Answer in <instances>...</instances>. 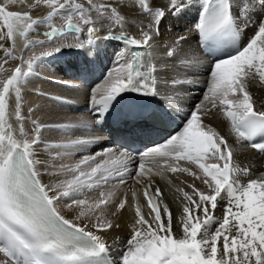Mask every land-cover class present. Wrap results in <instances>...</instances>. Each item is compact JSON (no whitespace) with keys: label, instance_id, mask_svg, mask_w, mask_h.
Here are the masks:
<instances>
[{"label":"snow or ice","instance_id":"snow-or-ice-1","mask_svg":"<svg viewBox=\"0 0 264 264\" xmlns=\"http://www.w3.org/2000/svg\"><path fill=\"white\" fill-rule=\"evenodd\" d=\"M125 8L134 9L135 17ZM40 9L46 15L37 14ZM193 10L189 31L198 34L213 60L206 92L184 116L181 130L163 144L136 150L135 169L130 152L110 148L59 167L41 159L45 151L62 159L100 139L49 144L42 132L51 126L31 119L29 127L24 89L41 60L86 50L92 65L107 55L104 42H121L113 67L90 94L97 119L54 127L103 125L136 94L143 102L129 108L125 123L144 130L171 115L168 104L163 112H148L147 101L167 97L171 103L185 83L194 82L188 77L201 60L183 47L188 36L161 40L162 25L170 32L172 21ZM37 47L44 50L37 53ZM10 62L18 63L8 67ZM169 62L178 70L170 72ZM253 85L264 88V0H0V264H264V171L255 175L254 166L240 159L244 147L264 155V103L257 107ZM217 111L228 121L235 147L207 122ZM46 166L56 167L52 175H69L45 184L39 169ZM168 173L186 174L206 189L187 181L174 187L181 200L176 217L153 179L173 186ZM129 179L144 186L146 205L135 190L131 204L127 192L118 198ZM93 191L98 195L89 198ZM62 200L77 210L74 219L61 214ZM126 207L134 216L129 238L118 247L119 239L110 242L106 234L120 228L114 218Z\"/></svg>","mask_w":264,"mask_h":264},{"label":"bare ground","instance_id":"bare-ground-1","mask_svg":"<svg viewBox=\"0 0 264 264\" xmlns=\"http://www.w3.org/2000/svg\"><path fill=\"white\" fill-rule=\"evenodd\" d=\"M158 2L163 3L164 0H158ZM46 11H47L46 9H40L37 11V14L46 15ZM124 11L130 19L135 17L134 9L125 8ZM195 16H196V12H195V10H193L185 18H183L179 21H172L174 26H173V30L170 32L166 31L164 29V26L162 25V32H163V35L161 37L162 42L171 43L177 35H186V36H188V40L183 43V47L186 50L194 51L196 53V55H198L200 60H201L200 66H198L197 68L191 69V71L194 72L195 75H191L188 77L189 80L194 81V82L190 83V84L185 83L182 86V90L179 92L178 98L176 100L169 103L167 97H165L163 99H154L155 101H157V103L161 107H164L165 104H168L167 110H169L171 113H173L175 115L176 114L186 115L188 113L189 109H191V107H192L191 104L193 103V101H195L197 99V97H199L202 93V92L198 91L197 89L203 88L205 86L204 82L208 79V69L211 66V61L201 52V50L199 48V45L197 42V33L189 31V29L195 23V20H194ZM129 28H130V31H132L133 33L136 32L135 26L130 25ZM183 30H185V31H183ZM70 42L74 43L75 41L73 40ZM20 43L21 42L18 41V45ZM106 43H107V46H105V48H106L107 56L111 55V51L115 48V46L116 47L121 46V48L123 47L121 42L106 41ZM47 47L50 49L51 47H53V45H48ZM43 50H44V48H41V47L36 48L37 53H39ZM65 51L76 55L77 58H76V61L74 63V66L76 68L80 67L81 69H84V70L89 69L88 71H85V74H84L85 79H87L89 81H91V80L95 81L94 80L95 75L97 73L101 72V67L98 64V62L101 59L99 61H97L95 64L89 65L86 63V50L81 51V50L73 49V50H65ZM65 54L67 55L68 53L65 52ZM160 55H161V57L163 56L162 50H160ZM57 56H58V58H62L61 59V61H62L63 57L65 55L62 57V54L60 53ZM107 56H106V58H107ZM73 57H75V56H73ZM65 59H67V58H64V61H65ZM66 61H68V60H66ZM16 63H18V62H10V64H13V66H15ZM69 63H70V61H69ZM169 63H170V69H169L170 72H174V71L178 70V69H173L171 67V62H169ZM71 65L72 64H69V65H66L64 67V64H63V67L66 71H68V70L73 71V67ZM42 66H43V64H42ZM8 67H11V66H8ZM49 69L45 68V70H46L45 74H47V72H48L47 70H49ZM108 70H106V72ZM181 78H183V77L181 76ZM67 87H69V86H67ZM69 89H71V90L67 91L65 89V87H57L56 85L40 81L37 78L29 79V81H28V83L24 89V108H23L24 114L26 116L30 117V119L28 121V125L30 127V120L31 119H39V121L41 123H44L46 125L51 126V127L45 128V130L42 132V139H44V140H49L51 138H57V139L60 138V139L64 140L66 137H68L69 139H75V138L80 137V136L82 138H89V139L94 138V137H100L99 140H95L92 144H89L88 146L79 149V151L85 152L86 155H95V154L101 153L102 151L106 150L105 149L106 147L105 148L103 147L101 150H98V151L93 150V148L98 149V145L103 144V140H104L105 136H103L93 126L90 128L81 127V128L73 129V130H62V129H58V128L54 127L55 125L62 124V123L81 124L83 122L93 121V118L89 112L82 111L83 107L87 106V104H85V101L88 100V98H89V92L87 91L88 88H85L82 86V87H78V88L72 87ZM193 89H195V90H193ZM164 91L168 92L170 95L172 94L171 88L165 89ZM252 92L254 94V99L257 101V107H259L261 103H264V88H259L255 85H253L252 86ZM52 97L58 98V100L53 99ZM200 99H202V98L200 97ZM64 100L70 101V103H66V102H64ZM83 104H85V105H83ZM30 108H34L35 111L28 113V110ZM207 122L211 123L222 135H224L229 140L230 144H233L234 147L236 146L235 145V137L231 133L230 125H229L228 121L226 120V118L222 115V113H220L219 111L214 112L212 114L210 120H208ZM56 151H57L56 149H53V150H51V153L53 154ZM60 151H63V150H60ZM72 155L73 154L66 156L67 158L65 156L64 157L66 159H68V158L72 157ZM41 158H44V159L48 158V152L45 151L43 153V155L41 156ZM65 158H64V160H65ZM240 159L244 164L250 163L251 165L254 166L253 171H254L255 175H259L261 171H264V155H261L256 150L252 149L251 147H244L240 151ZM60 161H61V159H60ZM62 162H63V159H62ZM186 166L191 167L193 165L186 164ZM192 169H193V167H192ZM41 170H42V168L39 169V171L41 172L42 182L45 184H48L47 181H45L46 179L43 176ZM54 170H56V168H54ZM194 171H198V170H196V168H195ZM60 175H61V177H58V178H61L60 180H63L69 174L61 173ZM167 175L172 178L173 186H169L166 181L161 180L159 177H156L154 180L156 181V184H158L161 187V191L164 194V203H167L169 205V208L173 212V216L176 217L177 215H179V213L181 211V200L179 198V194L175 192L174 187H177V186L185 187V185L180 183L181 181H187V183H195V185L201 189H205V186L199 180L193 181V179L191 177L187 176L186 174L178 173L175 176H172V174L168 173ZM121 186L119 187V190L117 192V196H119V197H120V193L122 191ZM143 187L144 186L142 185L141 189H143ZM105 190H108V189H105ZM186 190H188V189H186ZM142 193H140V195H138V196L140 199V203L143 206V205H146V201H145L144 197L142 196ZM87 195L89 196V198H95L98 195V192L93 191V192L87 193ZM128 197H129V204H131L132 195L128 194ZM57 207L60 210L62 215H64L68 219H72L71 213L69 214V213L65 212V210H63L61 208L60 202L58 203ZM144 211L147 212L146 207H144ZM111 212L112 211H110V213ZM216 215L217 216L222 215V208L219 206L216 210ZM109 216H111V215H109ZM133 216H134V212H133L132 208L126 207V209L122 213H120L118 217L114 218V221L116 223L120 224V228H118V229L113 228L112 230H110L106 234V238L109 239L110 242L113 238H118L120 241V245H118V247L123 246L124 241H126L130 236V225L133 221ZM113 256L116 257V250L115 249L113 250Z\"/></svg>","mask_w":264,"mask_h":264},{"label":"rangeland","instance_id":"rangeland-1","mask_svg":"<svg viewBox=\"0 0 264 264\" xmlns=\"http://www.w3.org/2000/svg\"><path fill=\"white\" fill-rule=\"evenodd\" d=\"M42 30V29H41ZM183 31H185V30H183ZM82 39L84 38L83 36L81 37ZM117 47H115L112 51L114 52V50L116 49ZM64 52H66V53H68L67 55L66 54H63V60L61 61V59L62 58H58V54H53L52 56H50V57H45L43 60H41L39 63H38V65L41 67H39L38 65H37V69H36V72H35V74L30 78V79H32V78H37V79H39L40 81H43V82H47V83H50V84H53V85H56L57 87H65V89L68 91H70L71 89H69V88H72V87H74V88H78V87H82L81 85V83L79 82V81H77V79H70V78H68V77H66L65 75H64V72H63V64H64V66L65 65H67V64H72V63H74V61H75V58H76V55L75 54H71L70 52H67V51H64ZM71 54V55H70ZM68 56V57H67ZM73 56H75V57H72ZM57 60H56V59ZM64 58H67V59H65V61H64ZM54 59V60H53ZM60 59V60H59ZM52 60V61H51ZM66 60H68V61H66ZM44 61V62H43ZM56 61V62H55ZM59 61H60V63H59ZM64 61V62H63ZM69 61H70V63H69ZM43 62V63H42ZM47 62V63H46ZM51 64H50V63ZM58 62V63H57ZM63 62V63H62ZM46 65H45V64ZM41 64V65H40ZM42 64H43V66H42ZM48 65V66H47ZM8 66H11V67H14L13 66V64H9ZM60 66H61V68H60ZM44 69H43V68ZM45 68H47V69H49V70H47L48 72H47V74H45L46 73V70H45ZM112 68V67H111ZM111 68H108V69H111ZM40 69V70H39ZM108 69H106V70H108ZM43 71V72H42ZM42 73V74H41ZM43 76V77H42ZM46 77V78H45ZM85 81H87V79H85ZM102 82V81H101ZM62 83V84H61ZM205 83V86L203 87V88H198L197 90L198 91H200V92H202L201 93V95L203 96V94L206 92V83H207V80L204 82ZM100 84V83H99ZM74 85V86H73ZM67 86H69V87H67ZM96 87V86H95ZM95 87H88V92H89V98H88V100H86L85 101V104H87V106H88V103L87 102H89V100H90V94H91V91H92V89L93 88H95ZM202 89V90H201ZM193 90H195V89H193ZM204 92V93H203ZM199 96V97H197V99L195 100V101H193V103L191 104V109L193 108V106L194 105H196V104H198L199 102H200V97L202 98V96ZM44 97V96H43ZM53 99H56V100H58V98H55V97H52ZM49 99V98H48ZM64 102H66V103H70V101H66V100H64ZM85 104H83V105H85ZM82 105V106H83ZM87 106H84L83 107V109H82V111H84V112H87L86 110H85V108L87 107ZM190 110V109H189ZM28 113H30L29 111H28ZM81 137V136H80ZM54 139V140H53ZM60 139V138H59ZM69 138L68 137H66L64 140L63 139H60V140H63V141H67ZM43 141H46V140H44V139H42ZM49 140H53V141H56V140H58V139H56V138H51V139H49ZM49 140H47V141H49ZM106 146H104V148H105ZM105 149H107V147L105 148ZM93 150H95V151H98V150H100V149H95V148H93ZM81 151H77L75 154H73L72 155V157H70V158H68V159H66L65 157H63L62 159H63V162H62V159H61V161H60V159L58 160V159H55V160H53V159H51V158H49L48 157V163H49V165H55L56 167H59V165H60V163H72L73 161H75V160H78L79 158H80V156L81 155H86V153L85 152H83V153H85V154H82V153H80ZM54 155H55V153H53ZM52 154V155H53ZM53 155V156H54ZM64 158H65V160H64ZM41 159H44V158H41ZM59 164V165H58ZM136 164L137 163H131L130 164V167H132L133 169H135V167H136ZM184 166H186V165H184ZM56 167H50V166H46V167H42V174H43V176L45 177V181H47V183L48 184H55V183H57L58 182V180H60L61 178H58V177H61V175H59V176H56V175H52V173L53 172H55L56 170H54V168H56ZM191 167H193V170L195 169V167L194 166H191ZM156 177H153V179H155ZM142 188V185H140V184H137L133 179H131L130 181H127V184H125V185H122L121 186V189H122V191H121V193H120V197L122 196V194L123 193H125V192H127V194H131L132 195V190H135L136 192H137V194L138 195H140V193H142L143 191V189H141ZM140 192V193H139ZM142 196H143V193H142ZM119 197V196H118ZM62 202V203H61ZM60 202V204H61V208L63 209V210H65V212H67V213H71V215H72V219H74L75 217H76V215H77V211L75 210V209H70V208H68V207H66L65 205H66V203H68V201H66V200H62ZM64 205V206H63ZM111 209V210H110ZM109 210L110 211H112L113 209L112 208H109ZM108 210V215H111V213H110V211Z\"/></svg>","mask_w":264,"mask_h":264}]
</instances>
